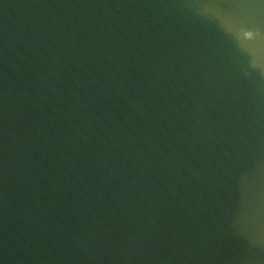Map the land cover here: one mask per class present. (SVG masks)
Instances as JSON below:
<instances>
[{
	"label": "water",
	"instance_id": "obj_1",
	"mask_svg": "<svg viewBox=\"0 0 264 264\" xmlns=\"http://www.w3.org/2000/svg\"><path fill=\"white\" fill-rule=\"evenodd\" d=\"M0 264H264V0H0Z\"/></svg>",
	"mask_w": 264,
	"mask_h": 264
}]
</instances>
